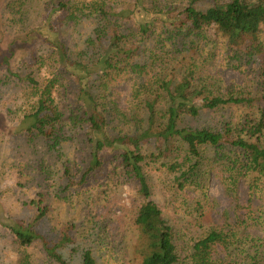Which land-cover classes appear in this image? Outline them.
Masks as SVG:
<instances>
[{
  "label": "trees",
  "instance_id": "16d2710c",
  "mask_svg": "<svg viewBox=\"0 0 264 264\" xmlns=\"http://www.w3.org/2000/svg\"><path fill=\"white\" fill-rule=\"evenodd\" d=\"M20 7L18 0L8 6L18 17L4 24L14 38L35 33L25 37V74L12 67L0 79L17 86L3 109L9 120L17 118L22 133L47 142L51 161L35 153L28 167L52 180L48 163L58 165L61 198L69 190L83 198L82 190L94 184L104 194L117 187L127 191L136 208V234L125 248L128 259L115 264H264V0H45L38 5L46 11L44 24L30 30L27 9ZM85 22L90 29H80ZM69 25L79 30L74 51L62 30ZM216 65L252 79L227 84L211 73ZM128 81L130 95L121 107L118 86ZM230 108L239 114L220 124L188 122L204 111ZM111 119L126 131L112 135ZM75 139L87 149L80 172L69 156ZM211 173L227 191L248 187L250 200L236 223L214 222L206 194ZM144 174H156L163 184L166 208L200 228L188 246L152 188L141 184ZM38 192L39 198L26 202L37 209L30 220L0 221L14 245L24 249L43 239L56 261L71 264L59 248L72 241V226L50 245L39 229L50 206L45 192ZM255 199L261 205L254 206ZM0 264H6L1 252ZM81 264H100L99 257L86 249Z\"/></svg>",
  "mask_w": 264,
  "mask_h": 264
},
{
  "label": "rangeland",
  "instance_id": "374dc122",
  "mask_svg": "<svg viewBox=\"0 0 264 264\" xmlns=\"http://www.w3.org/2000/svg\"><path fill=\"white\" fill-rule=\"evenodd\" d=\"M18 1L23 6L20 8L27 9L26 12L29 14L28 30L44 24L46 11H42V7L38 8V5L45 0H37V4L34 6L31 4L32 0ZM15 3L16 0H0V79L4 76L8 77L6 72L12 67H21L20 73L25 74L26 67L23 60L28 50L25 37L26 35L30 37L32 33H35L33 30H30L28 34L21 32L20 37L14 38L15 31L9 30V27L4 24L9 21L11 16L12 18L18 17L14 11H11L12 9H7L10 4ZM3 11L6 12V17L2 16ZM91 26L92 23L85 22L80 29H90ZM62 30L67 35L69 48L72 51L77 49L78 46L74 44L77 42L79 45L78 28L69 25ZM211 73L221 77L227 84L231 82L243 84L252 79L251 76H247L242 71L223 68L220 65L213 67ZM34 77L38 80L43 79L42 74L37 71L34 72ZM131 85L132 83L128 81L118 86L122 93L121 107L127 105ZM13 87L16 88L17 86L13 84ZM13 87L0 83V217L30 220L37 209L34 206L27 207L26 204L31 199L40 197L38 191L45 192L46 200L44 203L50 206V212L42 221L39 229L45 240L50 245H54L61 240L63 229L72 226L69 230L72 241L59 248L66 262L81 264L86 249H92L98 255L100 264H105V260L111 262L110 264H115L116 260L121 263L127 260L125 248L133 243L136 234L133 225L136 208L134 203L127 199V191L117 187L110 193L104 194L103 188L99 189V185L94 184L90 186L88 191L87 189L82 190L86 192L83 198H76V192L73 190H69L61 198L58 195V184L59 182L63 183V181L59 179L61 174H59L58 165L53 162L48 163L53 168L52 180L47 178L48 175L46 174L44 177L40 176L38 168L28 167L31 164L34 165L35 153H38L42 159L46 155L49 161H51L52 154L45 139L22 133L20 127L17 126L19 124L17 118L9 120L7 117L3 109V100L7 95L9 96L10 92H13ZM23 88H25L24 85ZM239 112L238 108L219 111L207 110L202 112L200 117L188 120V122L196 127L220 124L230 116H236ZM110 125L109 132L112 135L126 131L114 119L110 120ZM78 139L69 142L70 145H68L70 148L69 156L73 161L71 167L76 172H80L82 169L87 154L84 141ZM147 146L151 149L150 143ZM140 182L141 184L145 182L152 188L154 199L158 201L161 207L165 208L176 226L179 225L182 228L184 234H182V238L186 239L184 244L188 246V242L200 234V228L195 226L188 217L183 219L173 209H168L169 206L166 208L168 197L156 174L151 176L144 174V179H141ZM74 189L78 190L77 188ZM233 189L227 191L216 175L211 173L206 194L209 201L214 205L212 217L214 222L219 224L218 226H224V219L236 223L237 217L243 216L246 211L244 208L250 200L248 187L242 183L239 184L238 188ZM124 202L127 204L125 205ZM253 203L254 206H259L261 200L255 199ZM238 208L240 209L238 210ZM251 231L254 234H262L259 230ZM13 240L14 237L10 229L0 221V243L2 244L0 252L6 264H26L28 260L32 264H60L50 255L43 244V239L35 241L24 249L14 245ZM110 256L111 258H109Z\"/></svg>",
  "mask_w": 264,
  "mask_h": 264
}]
</instances>
